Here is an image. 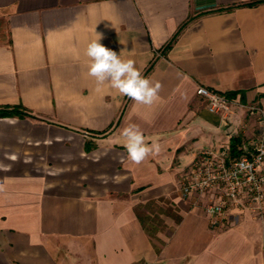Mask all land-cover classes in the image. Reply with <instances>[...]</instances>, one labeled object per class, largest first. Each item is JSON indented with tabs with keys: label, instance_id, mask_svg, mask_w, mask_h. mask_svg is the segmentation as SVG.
Here are the masks:
<instances>
[{
	"label": "crops",
	"instance_id": "crops-1",
	"mask_svg": "<svg viewBox=\"0 0 264 264\" xmlns=\"http://www.w3.org/2000/svg\"><path fill=\"white\" fill-rule=\"evenodd\" d=\"M252 1L0 0V110L28 113L0 116V264H264V205L212 217L209 194H180L198 151L232 159L257 135L264 2ZM95 32L161 83L151 106L98 89ZM199 86L232 94L227 116ZM128 124L160 153L127 159Z\"/></svg>",
	"mask_w": 264,
	"mask_h": 264
},
{
	"label": "built area",
	"instance_id": "built-area-1",
	"mask_svg": "<svg viewBox=\"0 0 264 264\" xmlns=\"http://www.w3.org/2000/svg\"><path fill=\"white\" fill-rule=\"evenodd\" d=\"M196 95L206 102L209 113L227 116L233 106L226 94L199 86ZM247 111L257 125V135L241 144L238 157L225 158L224 150L201 149L190 170L180 180L183 197L209 194L205 211L212 217H227L232 209L262 212L264 205V111L249 105Z\"/></svg>",
	"mask_w": 264,
	"mask_h": 264
},
{
	"label": "clouds",
	"instance_id": "clouds-1",
	"mask_svg": "<svg viewBox=\"0 0 264 264\" xmlns=\"http://www.w3.org/2000/svg\"><path fill=\"white\" fill-rule=\"evenodd\" d=\"M103 38L102 33L95 32V39L87 44L85 55L90 61L88 75L95 78L98 89L108 84L134 103L151 106L159 98L161 83H153L143 76L134 60H122L120 55L100 42ZM121 136L124 139L127 159L136 165L161 151L158 140L153 139L149 144L136 124L123 127Z\"/></svg>",
	"mask_w": 264,
	"mask_h": 264
},
{
	"label": "trees",
	"instance_id": "trees-1",
	"mask_svg": "<svg viewBox=\"0 0 264 264\" xmlns=\"http://www.w3.org/2000/svg\"><path fill=\"white\" fill-rule=\"evenodd\" d=\"M264 2V0H255V1H252V2H249V3H246V4H242V5H245V6H254V5H257L259 3H262ZM186 25V24H185ZM184 27L181 26V28L179 29V31ZM178 33V32H177ZM177 34H175L171 40L169 41L168 45H171V43L175 40V37H176ZM228 97H232V94H226ZM27 111L22 107V106H16V107H13V108H2L0 110V116H13V115H17L19 117H23L25 115H27ZM239 143V140L236 139L235 142L232 144V151L235 152L236 151V144ZM90 147V144L87 143V148Z\"/></svg>",
	"mask_w": 264,
	"mask_h": 264
}]
</instances>
